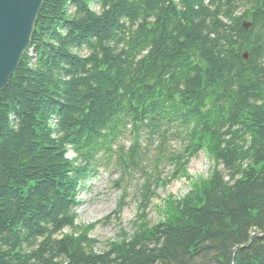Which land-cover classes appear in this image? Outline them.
Wrapping results in <instances>:
<instances>
[{
  "label": "trees",
  "instance_id": "1",
  "mask_svg": "<svg viewBox=\"0 0 264 264\" xmlns=\"http://www.w3.org/2000/svg\"><path fill=\"white\" fill-rule=\"evenodd\" d=\"M150 149L170 178L213 163L154 224ZM102 160L145 181L132 232L97 249L75 211ZM0 264H264V0H42L0 91Z\"/></svg>",
  "mask_w": 264,
  "mask_h": 264
},
{
  "label": "rangeland",
  "instance_id": "2",
  "mask_svg": "<svg viewBox=\"0 0 264 264\" xmlns=\"http://www.w3.org/2000/svg\"><path fill=\"white\" fill-rule=\"evenodd\" d=\"M96 9V7H94ZM124 146H128L122 142ZM171 151L177 153L182 150L183 144L179 141H172L169 144ZM177 151V152H176ZM72 153L68 152L67 157L71 158ZM163 159V158H161ZM154 161V156L149 158V164ZM213 163L208 154L201 150L194 157L188 159L183 165L181 173L176 178H170L175 166L172 162L163 160L153 172L147 169L153 181L158 177L162 182L169 178V182L163 186H151L155 194L145 209L146 219L150 224L162 220L159 210L162 208V201L167 196L175 199L183 197L194 182L204 179L210 173ZM100 174L88 184L85 189L79 192L80 204L76 209V223L79 225L94 224L89 232V237L96 240V248L101 249L110 240L118 238L120 230L131 233L138 222V205L141 203L139 197L140 187L144 182L143 176L138 173H131L123 181L119 180V173L113 169L103 167ZM116 184V185H115ZM124 195L123 205L118 208L120 197ZM67 231V230H66Z\"/></svg>",
  "mask_w": 264,
  "mask_h": 264
},
{
  "label": "water",
  "instance_id": "3",
  "mask_svg": "<svg viewBox=\"0 0 264 264\" xmlns=\"http://www.w3.org/2000/svg\"><path fill=\"white\" fill-rule=\"evenodd\" d=\"M42 0H0V91L17 69L28 49L37 13ZM242 27L249 29L250 22ZM247 60L246 52L243 53ZM123 163L126 157H122Z\"/></svg>",
  "mask_w": 264,
  "mask_h": 264
}]
</instances>
